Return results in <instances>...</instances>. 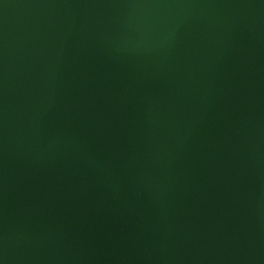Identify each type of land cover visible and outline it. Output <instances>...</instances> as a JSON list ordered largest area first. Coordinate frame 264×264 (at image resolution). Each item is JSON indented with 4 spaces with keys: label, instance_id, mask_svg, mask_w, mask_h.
<instances>
[{
    "label": "water",
    "instance_id": "1",
    "mask_svg": "<svg viewBox=\"0 0 264 264\" xmlns=\"http://www.w3.org/2000/svg\"><path fill=\"white\" fill-rule=\"evenodd\" d=\"M0 264H264V0H0Z\"/></svg>",
    "mask_w": 264,
    "mask_h": 264
}]
</instances>
